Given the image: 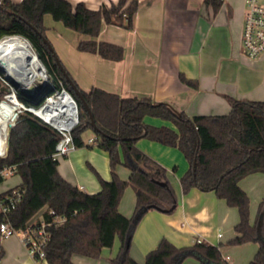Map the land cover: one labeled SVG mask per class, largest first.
<instances>
[{"label": "trees", "instance_id": "1", "mask_svg": "<svg viewBox=\"0 0 264 264\" xmlns=\"http://www.w3.org/2000/svg\"><path fill=\"white\" fill-rule=\"evenodd\" d=\"M204 2L215 11L222 4V0ZM126 3L127 0H119L117 4H102L98 9H91L83 0L76 5L69 0H21L17 3L0 0L3 7L0 9V38L6 34H21L31 41L49 71L78 99L81 124L73 131L76 145L83 146L84 131L92 129L96 145L109 153L112 171L110 180L98 175L102 185L98 192L90 193L74 185L61 175L59 160L52 156L60 134L29 113H22L9 133L7 156L0 157V170L16 165V173L21 175L22 182L14 188L24 190V197L13 209L9 220L17 229L26 228L44 207V220L51 219V210L67 217L64 225L50 228L51 239L46 247L50 264H76L75 256L99 259L102 250L112 247L117 238L120 250L110 258L109 264H182L189 257L201 264H231L224 258L220 245L196 240L191 245L177 246L166 237L147 253L143 263L131 256V240L144 214L154 206L171 212L178 202L166 168L137 146V141L145 137L184 152L190 164L180 178L184 193L191 187L214 191L228 205L238 209L237 235L228 243H258V251L250 264H264V198L260 201L256 221L251 223V200L240 185L245 176L264 173V100L228 96L232 105L228 113L189 116L184 111H174L165 101L121 96L100 87L85 91L65 68L85 103L61 71L55 50L43 39L47 37L44 17L51 14L65 28L89 37L80 40L79 50L97 53L109 60H121L125 54L121 44L97 37L105 24L133 28L139 2ZM180 79L199 88L197 79L188 78L184 73H180ZM4 93L5 87L0 80V99ZM18 95L30 103L22 93ZM146 116L171 121L176 128L148 124L144 120ZM91 117L96 127L91 125ZM119 164L131 170L127 181L116 172ZM0 179L4 180L1 175ZM129 186L135 190L137 201L132 216H125L119 210V204ZM14 188L4 191L1 196L11 193ZM4 219L0 212V222ZM3 246L0 237V258L5 255Z\"/></svg>", "mask_w": 264, "mask_h": 264}, {"label": "crops", "instance_id": "2", "mask_svg": "<svg viewBox=\"0 0 264 264\" xmlns=\"http://www.w3.org/2000/svg\"><path fill=\"white\" fill-rule=\"evenodd\" d=\"M10 1L17 3L21 0ZM69 1L76 5L82 0ZM83 1L91 9H98L102 4L119 3V0ZM137 1L139 8L133 28L105 24L97 37L121 44L125 49L121 60H109L97 53L79 50L80 40L89 37L65 28L61 21L45 14L46 35L65 68L83 90L100 87L121 96L165 101L189 116L228 113L232 108L228 96L264 100V53L252 59L242 52L244 0H222L217 11L204 0ZM180 73L197 79L199 88L183 83ZM144 120L148 124L176 128L171 121L158 117L146 116ZM90 139H95V135L84 140L83 146L58 159L59 171L74 185L95 193L102 188L99 176L110 180L112 171L108 151ZM137 146L166 168L178 202L171 212L153 208L144 214L131 240V256L143 263L147 253L156 248L163 237L177 246L191 245L200 239L220 245L224 258L231 264H249L259 244L228 243L237 235L238 209L228 205L214 191L191 187L184 193L180 178L190 164L185 170L176 171V163L182 160V152L177 147L145 137L137 141ZM116 172L126 181L131 175V170L124 164H119ZM21 182L22 179L17 185ZM240 185L250 197V220L254 223L260 201L264 198V173H251L240 180ZM15 186L3 187L0 195ZM129 187L119 204V210L125 216H132L137 201L135 190ZM41 220L43 217L35 222ZM1 241L5 255L0 264H35L17 235L4 237ZM120 245L117 238L103 264H109ZM102 254L99 259L75 256L74 263L102 264ZM182 264L201 263L189 257Z\"/></svg>", "mask_w": 264, "mask_h": 264}, {"label": "built area", "instance_id": "3", "mask_svg": "<svg viewBox=\"0 0 264 264\" xmlns=\"http://www.w3.org/2000/svg\"><path fill=\"white\" fill-rule=\"evenodd\" d=\"M244 6V23L241 33L242 52L247 57L256 59L264 53V0H244ZM12 36H20L29 42L38 59V69L41 74L25 80L22 78L21 72L23 73V71L19 68L20 66L17 69L20 72H17L0 63V80L5 87L3 98L0 99V157L7 156L11 126L17 122L22 113L27 112L60 134L55 145L56 149L52 154L54 158L60 159L78 147L73 137L74 129L81 124L78 99L66 88L61 79H57L56 75L49 71L26 36L6 34L0 38V41ZM19 92L29 99L30 103L24 102L19 97ZM10 96L17 100L18 108L7 116L4 102H9ZM15 112H18V115L13 119ZM2 127L4 129L7 127V134L2 133ZM94 141L95 139H90V142ZM15 173L16 165L12 164L0 170V175L4 179ZM23 194V189L14 188L11 193L0 195V212L5 217L0 222V237L2 239L10 235H17L35 264H50L46 256V247L51 239L50 228L64 225L67 217L55 214L51 210V219L30 223L26 228H15L9 220V216L24 197ZM198 241L201 240L198 239Z\"/></svg>", "mask_w": 264, "mask_h": 264}, {"label": "bare ground", "instance_id": "4", "mask_svg": "<svg viewBox=\"0 0 264 264\" xmlns=\"http://www.w3.org/2000/svg\"><path fill=\"white\" fill-rule=\"evenodd\" d=\"M0 63H3L10 70L20 72L18 69L21 68L23 79H29L33 76L40 75L41 72L38 69V59L32 48L24 38L20 36H12L5 40L0 41ZM18 102L14 97L10 96L9 102L5 103V109L7 116L15 109L18 108ZM2 133L7 134V127H2Z\"/></svg>", "mask_w": 264, "mask_h": 264}, {"label": "rangeland", "instance_id": "5", "mask_svg": "<svg viewBox=\"0 0 264 264\" xmlns=\"http://www.w3.org/2000/svg\"><path fill=\"white\" fill-rule=\"evenodd\" d=\"M50 17H51V19H53L52 15ZM50 30H53V28L51 27ZM47 39L49 40V37H47ZM94 135H95V133L93 132L92 129H87V130L84 131L82 137H83V139L85 141H87L90 137H94ZM179 151H181V150H179ZM181 156H182V160L179 163H176L177 164L176 165L177 166L176 167V171H178V172H181L182 170H185V168L186 167L188 168V166H189V161L186 158V156L184 155V152H182ZM21 179H22V177H21V175L19 173H15L13 175H8L4 180L0 181V191L5 186H11V185L15 186V185H17ZM128 189H133V188L130 186ZM42 216H43V210L39 211L38 214H36L31 219V221L35 222V221H37V219L42 218ZM110 249H111V247H106V249H104V253L102 254L103 256H102V260H101L102 264L107 262L106 261V257L109 256L110 251H111Z\"/></svg>", "mask_w": 264, "mask_h": 264}, {"label": "water", "instance_id": "6", "mask_svg": "<svg viewBox=\"0 0 264 264\" xmlns=\"http://www.w3.org/2000/svg\"><path fill=\"white\" fill-rule=\"evenodd\" d=\"M0 9H3V7L1 6V4H0ZM6 11H7V12H10V11H8V10H6ZM38 32H39V31H38ZM39 33H41V32H39ZM43 39H44V41L48 44V46H50L51 49H54L53 45H52L51 42L47 39V37H43ZM56 55H57V54H56ZM56 60H57V63H58V65H59L61 71L64 73L66 79H67V80L69 81V83L72 85V87L74 88V90H75V92L77 93V95H78V96H79V97L85 102L84 97H83V95L81 94L79 88L76 86V84H75V83L73 82V80L71 79L70 75H69L68 72L66 71L65 67H64L63 64L61 63V61H60V59H59L58 56H56ZM85 103H86V102H85ZM86 106H87V104H86ZM87 108H88V111H90L88 106H87ZM173 110L176 111V109H175L174 107H173ZM17 115H18V112H15L14 115H13V119H14L15 117H17ZM92 117H93V116H92ZM92 117H91V125H92L93 127H96L95 121L93 120ZM15 124H16V123H14V124L11 126V128H12ZM9 133H10V131H9ZM159 183H161V184H165V182H163V181H160ZM175 206H176V205H174V206L171 208V210H173V209L175 208ZM154 207H155L156 209H158V210L168 212V209H161V208H159V207H157V206H154Z\"/></svg>", "mask_w": 264, "mask_h": 264}]
</instances>
